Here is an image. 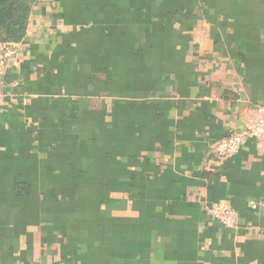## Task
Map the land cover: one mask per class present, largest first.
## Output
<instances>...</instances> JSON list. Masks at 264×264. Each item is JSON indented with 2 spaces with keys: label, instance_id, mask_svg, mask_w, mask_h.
Listing matches in <instances>:
<instances>
[{
  "label": "crops",
  "instance_id": "crops-1",
  "mask_svg": "<svg viewBox=\"0 0 264 264\" xmlns=\"http://www.w3.org/2000/svg\"><path fill=\"white\" fill-rule=\"evenodd\" d=\"M260 106L264 0H35L0 76V264H264V141L212 152Z\"/></svg>",
  "mask_w": 264,
  "mask_h": 264
},
{
  "label": "built area",
  "instance_id": "built-area-1",
  "mask_svg": "<svg viewBox=\"0 0 264 264\" xmlns=\"http://www.w3.org/2000/svg\"><path fill=\"white\" fill-rule=\"evenodd\" d=\"M17 43L12 41L0 42V76L4 74L14 57ZM248 136H254L264 141V106L258 107L256 117L245 124L244 130L217 140L212 146V152L219 158H230L238 153ZM250 205L253 209L258 206L255 202H251ZM205 210L223 228L236 226L238 212L231 205L224 202H212L206 204Z\"/></svg>",
  "mask_w": 264,
  "mask_h": 264
},
{
  "label": "trees",
  "instance_id": "trees-1",
  "mask_svg": "<svg viewBox=\"0 0 264 264\" xmlns=\"http://www.w3.org/2000/svg\"><path fill=\"white\" fill-rule=\"evenodd\" d=\"M35 0H0V42H19Z\"/></svg>",
  "mask_w": 264,
  "mask_h": 264
}]
</instances>
